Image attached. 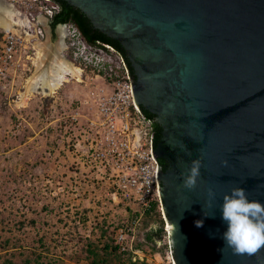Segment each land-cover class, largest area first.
Listing matches in <instances>:
<instances>
[{
    "label": "water",
    "instance_id": "1",
    "mask_svg": "<svg viewBox=\"0 0 264 264\" xmlns=\"http://www.w3.org/2000/svg\"><path fill=\"white\" fill-rule=\"evenodd\" d=\"M49 1L126 69L151 127L173 264H264V247L249 256L225 246L220 211L234 187L264 204V0ZM194 159L201 175L189 190L181 173Z\"/></svg>",
    "mask_w": 264,
    "mask_h": 264
},
{
    "label": "rangeland",
    "instance_id": "2",
    "mask_svg": "<svg viewBox=\"0 0 264 264\" xmlns=\"http://www.w3.org/2000/svg\"><path fill=\"white\" fill-rule=\"evenodd\" d=\"M37 20L45 25L43 15ZM54 31L41 39L49 59L58 54L77 67L60 28ZM33 72L23 63L0 79V264L5 258L14 264L26 259L29 264H88L87 244L99 254L104 244L113 246L114 232L129 219V209L103 197L101 184L75 165V131L64 116L87 99L89 91L82 94L87 84L68 80L51 95L36 89L19 106V94ZM93 75L85 70L80 76L90 89L102 82ZM143 251L150 254L146 247ZM153 255L152 264L163 262L161 254Z\"/></svg>",
    "mask_w": 264,
    "mask_h": 264
},
{
    "label": "built area",
    "instance_id": "3",
    "mask_svg": "<svg viewBox=\"0 0 264 264\" xmlns=\"http://www.w3.org/2000/svg\"><path fill=\"white\" fill-rule=\"evenodd\" d=\"M6 2L26 19L24 33L31 37L26 41L21 34L0 29V79L23 63L31 65V43L43 38L38 16L47 19L57 12V6L47 0ZM65 40L68 57L78 64L80 76L89 70L94 78L102 79L101 85L88 92L87 99L64 116L69 129L75 131L78 148L75 165L101 184L103 197L128 206L129 219L121 222L114 232L116 253L122 260L129 257L136 264H139L137 261L152 264L154 255L133 247L134 242L140 241L136 230L140 228L143 213L152 203H157L161 210L156 163L151 157V127L134 106L130 80L118 53L104 44L88 45L72 24L66 25ZM77 83L90 88L89 82ZM160 215L164 220L161 211ZM155 243L162 251L163 262L158 264H173L166 223Z\"/></svg>",
    "mask_w": 264,
    "mask_h": 264
},
{
    "label": "clouds",
    "instance_id": "4",
    "mask_svg": "<svg viewBox=\"0 0 264 264\" xmlns=\"http://www.w3.org/2000/svg\"><path fill=\"white\" fill-rule=\"evenodd\" d=\"M227 164V161H225ZM201 160L194 159L191 166L182 172L183 187L194 189L200 177ZM208 208L213 206L216 193L209 189ZM222 219L227 223V230L223 234L225 246L232 250L234 255L256 254L264 247V204L259 201L248 199L246 190L241 187H234L230 194L223 196V203L220 205ZM205 216L209 213L204 212ZM197 227H202V221H196Z\"/></svg>",
    "mask_w": 264,
    "mask_h": 264
},
{
    "label": "bare ground",
    "instance_id": "5",
    "mask_svg": "<svg viewBox=\"0 0 264 264\" xmlns=\"http://www.w3.org/2000/svg\"><path fill=\"white\" fill-rule=\"evenodd\" d=\"M25 20L12 6L0 0V29L21 34L24 40L28 41L31 36L29 37L24 33ZM62 45L60 43L59 48ZM31 46L33 55L30 58V63L34 68V72L26 79L24 92L19 94V100L17 101L19 106H23L27 98L35 93L36 89L43 91L44 95H51L54 90H57L68 80L81 82L80 71L73 64H69L64 60L65 58L63 59L58 54V56L51 54L53 56L49 59L47 55L49 47L44 42L37 40L31 43Z\"/></svg>",
    "mask_w": 264,
    "mask_h": 264
},
{
    "label": "trees",
    "instance_id": "6",
    "mask_svg": "<svg viewBox=\"0 0 264 264\" xmlns=\"http://www.w3.org/2000/svg\"><path fill=\"white\" fill-rule=\"evenodd\" d=\"M64 23H71L72 25H74L73 22L68 18V16L59 8L58 13L54 15L50 20V27L53 28L57 24H64ZM91 42L92 45H96V43L102 44L96 40H92ZM65 122L67 123V121ZM70 131L73 132L71 129ZM162 226H163V222L159 216L158 205L157 203H152L150 207L147 209V211L143 213V216L141 218L140 241L134 242V246H133L134 249L140 250L146 247L149 249V253H150L149 255L151 256L153 254H157V255L162 254L161 248H157L156 243L154 241L155 238H160L162 234ZM96 250L97 247L95 245L91 243L87 244L85 249L86 252L85 257L86 260H88V264H121V263L136 264L131 262L129 257L126 260H122L121 257L116 253V248L114 245L109 246L107 244H104L103 247L101 248V251H103L102 254H99ZM137 262L139 264H145L143 261H137ZM3 264H14V263L10 259L5 258ZM23 264H29V260L27 259L24 260Z\"/></svg>",
    "mask_w": 264,
    "mask_h": 264
},
{
    "label": "crops",
    "instance_id": "7",
    "mask_svg": "<svg viewBox=\"0 0 264 264\" xmlns=\"http://www.w3.org/2000/svg\"><path fill=\"white\" fill-rule=\"evenodd\" d=\"M40 28L42 29V31H43V33H44V36H46L47 34H51V36H53V34L55 35V31H52L51 29H49L50 27H48L47 25H46V23H45V25L44 24H40ZM54 32V33H53ZM43 39V38H42ZM61 44H62V42H61ZM97 86H99V85H101V82H98L97 84H96ZM88 88V87H87ZM87 88L86 87H84V91H83V95H86V91H90L91 89L89 88L88 90H87ZM93 89V88H92ZM83 90V89H82ZM73 94V93H72ZM71 94V96H73ZM78 95H80V94H78ZM139 229V230H138ZM136 231V236H137V239H140V236H141V233H140V228H138Z\"/></svg>",
    "mask_w": 264,
    "mask_h": 264
},
{
    "label": "flooded vegetation",
    "instance_id": "8",
    "mask_svg": "<svg viewBox=\"0 0 264 264\" xmlns=\"http://www.w3.org/2000/svg\"><path fill=\"white\" fill-rule=\"evenodd\" d=\"M48 2H50V3H53V2H51V1H49V0H47ZM53 4H55V3H53ZM56 5V4H55ZM57 6V5H56ZM58 11H59V7L57 6V12L54 14V15H56L57 13H58ZM53 15V16H54ZM52 16V17H53ZM52 17L51 18H47L46 19V25L48 26V27H50V20L52 19ZM67 24H71V23H64V24H57V25H55L53 28H49V29H51L52 31H54L55 30V27H59L60 28V31L62 32V34H61V37H62V39H65V29H66V25ZM74 26V25H73ZM75 27V26H74ZM76 28V27H75ZM78 31V30H77ZM54 33V32H53ZM80 34V33H79ZM82 37V36H81ZM84 40V39H83ZM85 42V41H84ZM86 43V42H85Z\"/></svg>",
    "mask_w": 264,
    "mask_h": 264
}]
</instances>
